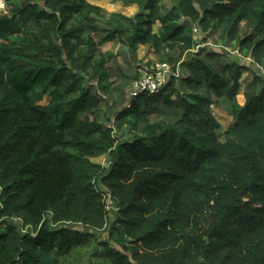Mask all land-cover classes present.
Here are the masks:
<instances>
[{"label":"trees","instance_id":"obj_1","mask_svg":"<svg viewBox=\"0 0 264 264\" xmlns=\"http://www.w3.org/2000/svg\"><path fill=\"white\" fill-rule=\"evenodd\" d=\"M121 1L137 11L105 17L87 0H5L0 264H264V0ZM193 24L202 41L213 32L235 41L260 70L242 104L250 65L193 50ZM115 40L129 67L144 45L179 75L127 102L137 71L99 50ZM222 98L223 141L210 109ZM103 102L110 126L98 120ZM124 125L129 138L112 133ZM104 153L107 166L91 160Z\"/></svg>","mask_w":264,"mask_h":264},{"label":"rangeland","instance_id":"obj_2","mask_svg":"<svg viewBox=\"0 0 264 264\" xmlns=\"http://www.w3.org/2000/svg\"><path fill=\"white\" fill-rule=\"evenodd\" d=\"M87 1L90 3L96 4V5H99L101 8H103L105 17H108L107 13L109 12H121L125 15H131L137 11V5L135 3H124L121 0H87ZM162 4H164L165 8L168 9L171 6V0H162ZM5 11L7 10L4 9L3 12ZM158 27H159V24H158V21H156L153 25V30L155 31L158 30ZM245 30H248V29H245ZM191 34L195 38V40L198 41V44H197L198 48H196L197 45L195 46L196 50H198L201 47H205L206 50H215V51H218L219 53H222V56L228 60H230V57L232 55H237L243 63H245L246 65H250V70L242 71L240 79H239L240 87L237 92L238 94L237 99L242 100L243 87L245 86L246 83H248L251 80L253 72L263 70V74H264V67L261 66L260 70L257 69L256 65L253 64L251 57L243 56L237 51V49L232 50L233 46L234 48L237 47V43L235 41L231 43H226V40L221 38L218 32L211 33V35L206 39V41H202L203 37L205 36V32L201 31L197 25L193 24ZM99 50L101 52L112 51L113 53H115L117 57H116L115 62L113 63V67H115L116 63H118L121 67L124 68V72L127 74H131L132 71L138 72V68L149 67L150 64L159 61L155 53L151 49L143 45H138L136 48L137 59L135 62L134 61L131 62L130 67H129V64L127 63V61H125V59L128 57L131 58V55L129 54V52H127L126 45H124L119 40L106 41L102 44V46L100 45ZM201 54L203 55V52ZM170 65L172 66L171 63ZM126 92H127V87H126ZM47 99L49 98L44 97L40 100V102L45 103L47 102ZM224 104L225 103L223 101L217 105H212V113L216 117V119L219 120V123H220V127L216 130V137L221 141L224 140V130L226 129V127L228 126L231 120V116H229V114L227 113ZM107 106H108L107 102H103L101 104V108L100 110H98L99 112L98 120L104 123L105 125L110 126L112 112L107 111L108 110ZM89 117L91 118V116ZM154 119H156V117L155 115H152L151 120H154ZM117 132L120 134V138L124 137V139L129 138L130 137L129 135L131 134V132L129 131L128 125L122 126L121 129L114 128L112 133L115 134ZM108 159L109 158L106 153L101 154L96 157H91L92 161L98 162L102 166L108 165V162H109ZM106 203H107L106 209L109 210L110 212L108 213V215L112 218L113 214H111V210L112 209L114 210V205L110 204L111 202L108 198L106 199ZM73 226L79 229L81 225L75 224ZM106 233H107L106 231H102L101 238H104L107 235Z\"/></svg>","mask_w":264,"mask_h":264},{"label":"built area","instance_id":"obj_3","mask_svg":"<svg viewBox=\"0 0 264 264\" xmlns=\"http://www.w3.org/2000/svg\"><path fill=\"white\" fill-rule=\"evenodd\" d=\"M4 9L5 0H0V14L4 11ZM196 48H198V45ZM178 75V66L173 69L169 62L157 61L150 64L149 67L138 68L136 77L133 78L127 86V102L130 98L143 92L147 94L158 92L167 84L171 76Z\"/></svg>","mask_w":264,"mask_h":264},{"label":"crops","instance_id":"obj_4","mask_svg":"<svg viewBox=\"0 0 264 264\" xmlns=\"http://www.w3.org/2000/svg\"><path fill=\"white\" fill-rule=\"evenodd\" d=\"M158 24H159V22H158ZM144 46V45H143ZM238 95V94H237ZM238 100V102L240 103V104H242L243 103V101H244V97L242 98V100H239V99H237ZM47 101H48V99H47ZM221 101L223 102V101H225V99L224 98H222L221 99ZM212 105H217V104H212ZM212 105H210V109H211V112H212ZM213 114V113H212ZM230 116V115H229ZM231 121V120H230ZM230 123V122H229ZM225 131V130H224Z\"/></svg>","mask_w":264,"mask_h":264},{"label":"clouds","instance_id":"obj_5","mask_svg":"<svg viewBox=\"0 0 264 264\" xmlns=\"http://www.w3.org/2000/svg\"><path fill=\"white\" fill-rule=\"evenodd\" d=\"M2 14V13H1Z\"/></svg>","mask_w":264,"mask_h":264}]
</instances>
